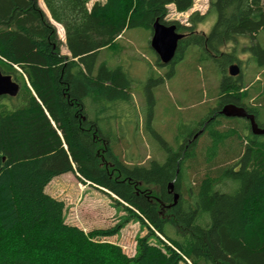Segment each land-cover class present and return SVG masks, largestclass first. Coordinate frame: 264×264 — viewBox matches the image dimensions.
Instances as JSON below:
<instances>
[{"label": "trees", "instance_id": "1", "mask_svg": "<svg viewBox=\"0 0 264 264\" xmlns=\"http://www.w3.org/2000/svg\"><path fill=\"white\" fill-rule=\"evenodd\" d=\"M39 1L0 0V69L20 84L17 96H0V264H264V136L220 112L233 103L257 120L264 114V106L247 104L251 88L262 84L264 93V0H209L188 24L168 20L169 7L188 12L195 0H43L69 54ZM214 16L209 33L200 29ZM157 20L185 33L170 63L156 59L166 67L158 81L184 60L217 71L218 105L183 137L179 126L171 145L151 127L147 90L146 130L160 140L164 160L142 161L131 144L124 159L117 146L125 133L113 127L106 99L131 100V79L122 62L108 61L121 56L120 37L152 33ZM251 61L260 78L245 81ZM67 172L107 189L127 219L148 229L134 256L106 240L123 222L86 231L66 220L64 200L46 188Z\"/></svg>", "mask_w": 264, "mask_h": 264}, {"label": "rangeland", "instance_id": "2", "mask_svg": "<svg viewBox=\"0 0 264 264\" xmlns=\"http://www.w3.org/2000/svg\"><path fill=\"white\" fill-rule=\"evenodd\" d=\"M41 4L44 6L43 0ZM169 8L168 20H178L181 24H188L192 12L208 11L209 0H195L193 8L188 12H177L173 5ZM215 21L216 16L209 17L208 21L199 27L209 33ZM152 34L153 32L150 33L148 30L130 29L118 40L121 56L110 57L108 61L110 65L122 62L129 71L131 79L129 87L131 100L113 102L106 99L107 105L110 106L108 109L114 115L111 118L113 127L118 133H125V137L119 140L117 146L118 151L123 152L124 159L127 146L131 144L129 150L135 156H142V161H146L150 156L159 161L164 160V154L158 148L161 147L160 140L146 130L150 101L145 95L147 90L152 91L155 101L152 109V127L171 145L177 136L179 126L183 137L188 134L200 116L210 113L213 107L218 105L215 98L221 75L217 71H208L207 68L205 72L198 71L189 60H184L177 64V70L171 78H165V82L158 81L166 67L160 68L155 63L159 57L151 47ZM60 40L63 42L61 51L68 53L63 33ZM240 56L245 60L248 59L247 53H242ZM255 74V63L251 61L245 70V81L255 77V80L259 79V74ZM150 78L153 80L149 81ZM253 83L255 82L251 85ZM250 92L251 96L247 104L262 108L264 105L262 84L251 88ZM258 121L264 123V114L258 118ZM182 126H185V129ZM46 191L64 200L66 220L86 231L107 228L123 222L120 232L107 237L106 240L119 244L129 256H134L136 253L137 238L148 233V229L136 217L127 219L128 213L124 211L122 205L112 200L107 189L96 186L77 173L67 172L56 176L48 184ZM125 219L127 221H124ZM152 241L155 242L154 239Z\"/></svg>", "mask_w": 264, "mask_h": 264}, {"label": "water", "instance_id": "3", "mask_svg": "<svg viewBox=\"0 0 264 264\" xmlns=\"http://www.w3.org/2000/svg\"><path fill=\"white\" fill-rule=\"evenodd\" d=\"M153 34L151 38V47L164 64L170 63L178 50L179 41L184 37V34L179 32L175 24H164L157 20L153 24ZM241 69L238 63H233L229 66L231 76L240 74ZM20 91V84L13 79L9 74H5L0 69V96L8 95L15 97ZM221 113L226 117L245 118L249 120L251 132L255 135H264V126H260L253 113L248 112L244 106H239L233 103L225 104ZM170 191L173 192L175 204L179 198V194L174 192V182L169 184Z\"/></svg>", "mask_w": 264, "mask_h": 264}, {"label": "crops", "instance_id": "4", "mask_svg": "<svg viewBox=\"0 0 264 264\" xmlns=\"http://www.w3.org/2000/svg\"><path fill=\"white\" fill-rule=\"evenodd\" d=\"M39 2H40L41 7L45 10V12L47 13V15H48L49 18L51 19V21H52V22L54 23V25L57 27L59 37L62 39V33H63V38H65V32H64V28H63V26H62L61 24L55 22V21L51 18V16H50V14H49V12H48V10H47L45 4H44V6H43V5L41 4V0H40ZM43 2H44V1H43ZM92 3H93V2H91V3L89 4V6H91ZM59 27H60V28H59ZM61 29H62V33H61ZM62 53H63V52H62ZM64 54H69V52H68V53H64Z\"/></svg>", "mask_w": 264, "mask_h": 264}, {"label": "bare ground", "instance_id": "5", "mask_svg": "<svg viewBox=\"0 0 264 264\" xmlns=\"http://www.w3.org/2000/svg\"><path fill=\"white\" fill-rule=\"evenodd\" d=\"M171 24V23H170ZM174 24V23H173ZM180 32V31H179ZM185 34V33H184ZM185 36V35H184ZM180 42V41H179ZM151 43V42H150ZM137 59V58H136ZM2 70V69H1ZM7 74V73H6ZM164 75V74H163ZM18 82V81H17ZM225 105V104H224ZM223 105V106H224ZM117 106V105H116ZM222 106V107H223ZM264 106V105H263ZM247 107V106H246ZM222 109V108H221ZM220 112H221V110H220ZM249 112V111H248ZM255 112V111H254ZM250 113H252V112H250ZM255 115V114H254ZM255 117H256V115H255ZM245 119V118H244ZM246 120H248V119H246ZM256 120H257V117H256ZM248 122H249V120H248ZM257 122H258V120H257ZM259 123V122H258ZM248 125H250V124H248ZM261 126H264V125H261ZM152 127V126H151ZM234 129V128H233ZM203 132V131H202ZM232 134V133H231ZM250 134V133H249ZM154 135V134H153ZM253 135H255V134H253ZM249 139V138H248ZM131 155H133V154H131ZM131 157V156H130ZM138 157V156H137ZM180 197V196H179ZM180 250V249H179Z\"/></svg>", "mask_w": 264, "mask_h": 264}, {"label": "flooded vegetation", "instance_id": "6", "mask_svg": "<svg viewBox=\"0 0 264 264\" xmlns=\"http://www.w3.org/2000/svg\"><path fill=\"white\" fill-rule=\"evenodd\" d=\"M247 109V108H246Z\"/></svg>", "mask_w": 264, "mask_h": 264}]
</instances>
